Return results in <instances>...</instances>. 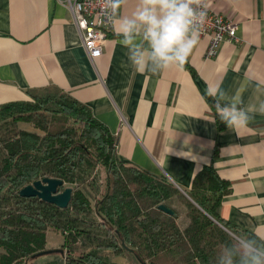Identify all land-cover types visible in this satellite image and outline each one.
I'll use <instances>...</instances> for the list:
<instances>
[{"label":"crops","instance_id":"crops-1","mask_svg":"<svg viewBox=\"0 0 264 264\" xmlns=\"http://www.w3.org/2000/svg\"><path fill=\"white\" fill-rule=\"evenodd\" d=\"M141 0H123L131 16ZM237 24V42L222 43L206 59L210 37L200 36L187 67L138 73L113 26L101 56L86 55L63 0H0V105L55 88L86 105L116 138L118 158L164 177L187 193L194 176L212 165L229 184L219 216L264 239V0H209ZM242 82V107L251 119L218 131L210 89L231 96Z\"/></svg>","mask_w":264,"mask_h":264},{"label":"trees","instance_id":"trees-1","mask_svg":"<svg viewBox=\"0 0 264 264\" xmlns=\"http://www.w3.org/2000/svg\"><path fill=\"white\" fill-rule=\"evenodd\" d=\"M28 95L0 105V264H33L48 229L65 237L63 264H118L113 258L126 250L140 264H215L224 229L245 233L219 216L230 189L212 165L194 176L186 197L166 178L121 161L116 138L86 105L55 88ZM215 122L218 131L227 127ZM98 167L105 173L99 192ZM43 178L72 188L66 209L19 196Z\"/></svg>","mask_w":264,"mask_h":264},{"label":"clouds","instance_id":"clouds-1","mask_svg":"<svg viewBox=\"0 0 264 264\" xmlns=\"http://www.w3.org/2000/svg\"><path fill=\"white\" fill-rule=\"evenodd\" d=\"M110 15L118 43L127 49L129 65L134 71L157 73L180 67L188 59L200 39L198 25L205 12L196 0H141L131 16H119L120 0H110ZM247 84L242 82L228 96L219 88L210 89L216 97L215 116L231 130L246 126L251 119L250 108L242 107ZM264 112V103L259 107ZM227 240L219 248L215 264H264V239L227 229Z\"/></svg>","mask_w":264,"mask_h":264},{"label":"built area","instance_id":"built-area-1","mask_svg":"<svg viewBox=\"0 0 264 264\" xmlns=\"http://www.w3.org/2000/svg\"><path fill=\"white\" fill-rule=\"evenodd\" d=\"M122 1L120 0V4ZM63 3L71 12L86 55L93 61L101 56L108 33L112 29L109 17L113 9L110 0H63ZM196 4L205 12L203 21L198 25L200 36L210 37L204 56L212 59L217 56L222 43L238 41L237 24L213 11L209 0H196Z\"/></svg>","mask_w":264,"mask_h":264},{"label":"rangeland","instance_id":"rangeland-1","mask_svg":"<svg viewBox=\"0 0 264 264\" xmlns=\"http://www.w3.org/2000/svg\"><path fill=\"white\" fill-rule=\"evenodd\" d=\"M19 126L23 129L32 130L31 125L29 124H20ZM95 171V178H97L96 190L99 192L103 188L105 173L102 167H98ZM64 188L60 190L63 191ZM85 192L86 195L89 197L90 201L93 203L94 194L91 193L89 190H85ZM173 207L178 208V205L174 204ZM182 220L183 219L179 220V224L182 222ZM65 246V237L61 233L54 232L53 230L48 229L46 231V251H51V253L38 256L34 259L33 264H63L60 260L65 254ZM112 261L118 264H140L130 250H126L123 255L117 258H113Z\"/></svg>","mask_w":264,"mask_h":264},{"label":"water","instance_id":"water-1","mask_svg":"<svg viewBox=\"0 0 264 264\" xmlns=\"http://www.w3.org/2000/svg\"><path fill=\"white\" fill-rule=\"evenodd\" d=\"M64 186L63 181L58 179H52V178H43L41 180H37L33 182L32 184H29L25 187H23L19 191V196L22 198H37L42 202L52 204L56 206L59 209H66L70 203L71 195H72V188L71 187H65L63 191H60V189ZM186 197L187 194L183 191H181ZM158 209L170 216L175 217V213L163 206L160 205ZM218 224L217 222H215ZM221 228H223L220 224H218ZM224 229V228H223ZM226 231V229H224ZM51 253V251H42L34 255L33 257H38L44 254Z\"/></svg>","mask_w":264,"mask_h":264}]
</instances>
